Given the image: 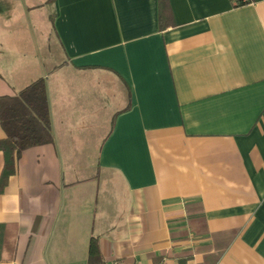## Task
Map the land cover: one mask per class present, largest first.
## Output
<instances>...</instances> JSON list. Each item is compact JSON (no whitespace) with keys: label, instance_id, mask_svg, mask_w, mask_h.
Masks as SVG:
<instances>
[{"label":"crops","instance_id":"0c3cea01","mask_svg":"<svg viewBox=\"0 0 264 264\" xmlns=\"http://www.w3.org/2000/svg\"><path fill=\"white\" fill-rule=\"evenodd\" d=\"M48 3L50 75L35 4L0 0V99L46 79L53 132L0 193V264H88L93 237L105 264H264V0Z\"/></svg>","mask_w":264,"mask_h":264},{"label":"trees","instance_id":"16d2710c","mask_svg":"<svg viewBox=\"0 0 264 264\" xmlns=\"http://www.w3.org/2000/svg\"><path fill=\"white\" fill-rule=\"evenodd\" d=\"M233 6L236 8L246 5L240 1H233ZM167 12L162 2L161 21L167 16ZM0 118L1 127L6 133V138L0 141V152L5 157L0 178L1 193L7 186L9 178L17 173V163L23 152L53 143L46 79L41 78L31 83L14 97H1ZM88 247V264H105L100 257L96 238H91Z\"/></svg>","mask_w":264,"mask_h":264},{"label":"rangeland","instance_id":"374dc122","mask_svg":"<svg viewBox=\"0 0 264 264\" xmlns=\"http://www.w3.org/2000/svg\"><path fill=\"white\" fill-rule=\"evenodd\" d=\"M26 2L29 5L35 4L36 7L32 9L34 13L30 14L22 23L25 24V29L31 33L32 48H36L38 58L44 63L46 75H50L53 66L64 64L63 51L57 36L54 34L52 22H50L53 8L51 3H48L49 0H26ZM0 8L7 12L6 5ZM6 24V30L11 32L17 28L20 22L13 20L10 23L6 22Z\"/></svg>","mask_w":264,"mask_h":264},{"label":"built area","instance_id":"2783aa9c","mask_svg":"<svg viewBox=\"0 0 264 264\" xmlns=\"http://www.w3.org/2000/svg\"><path fill=\"white\" fill-rule=\"evenodd\" d=\"M233 1H240L242 3H244L245 5H249L250 3H252V0H233ZM114 264H121L120 262H116Z\"/></svg>","mask_w":264,"mask_h":264}]
</instances>
